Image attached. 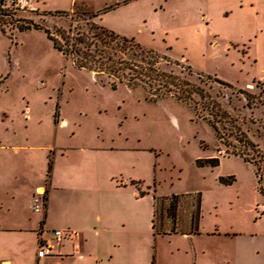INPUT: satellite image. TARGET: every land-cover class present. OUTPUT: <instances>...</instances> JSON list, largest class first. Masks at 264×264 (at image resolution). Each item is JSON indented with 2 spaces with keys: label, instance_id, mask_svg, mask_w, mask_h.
Wrapping results in <instances>:
<instances>
[{
  "label": "rangeland",
  "instance_id": "374dc122",
  "mask_svg": "<svg viewBox=\"0 0 264 264\" xmlns=\"http://www.w3.org/2000/svg\"><path fill=\"white\" fill-rule=\"evenodd\" d=\"M3 4L0 226L35 224L39 214L28 194L44 152L51 158L57 148L64 155L53 160L50 172L57 169L46 215L51 223L81 224L88 201L99 194L108 201L130 197L115 191L128 180L142 193L131 251L136 264H264V170L259 183L255 166L227 156L208 123L174 97L148 101L142 83L111 88L108 79L100 82L74 68L42 31L19 30L28 21L67 28L70 15L48 12L96 14L95 23L156 52L159 71L218 101L257 145L262 167L264 0H37L25 12L11 0ZM214 158L218 164L206 162ZM47 182L46 176L41 186L47 189ZM152 197L159 198L154 221L161 234L154 237L147 221ZM172 198L175 221L168 214ZM199 200L196 233L191 216ZM122 249L121 261L128 263L129 251ZM34 252L33 231L0 230L1 255L29 264Z\"/></svg>",
  "mask_w": 264,
  "mask_h": 264
},
{
  "label": "trees",
  "instance_id": "16d2710c",
  "mask_svg": "<svg viewBox=\"0 0 264 264\" xmlns=\"http://www.w3.org/2000/svg\"><path fill=\"white\" fill-rule=\"evenodd\" d=\"M3 3L4 0H0V6L5 8ZM48 14L70 15L67 28L55 26L53 29H49L28 21L26 25H21L19 30L34 29L42 31L53 48L69 60L74 68L91 72L100 82H103L104 78L108 79L111 88H115L118 83H125L127 86L142 83L148 87L151 94L145 98L148 101L156 102L166 97H174L177 101L184 103L197 117L208 123L215 138L226 147L225 154L252 163L255 166L258 182L262 181L264 165L259 167L258 162L261 159L255 160V156L259 155L257 145L240 129L236 124V120L221 107L218 101L181 77L159 71L154 66L153 61V59L159 57L156 52L145 49L133 38L120 36L95 23L92 19L97 16L96 14L84 11L78 12L74 9L69 12L55 11L53 13L48 12ZM195 96H198V99ZM246 99L249 103L247 95ZM206 162L216 165L218 159H209ZM51 169L52 160L49 157L46 170L48 179ZM229 182V180L224 181L226 184ZM262 191L263 189L260 188V192ZM174 199L170 200L168 207V214L173 221H175L177 205ZM158 200V197H154L155 209ZM200 207L201 202L199 200L197 211L191 216L192 229L196 233H198ZM154 220L152 228L154 234L158 235ZM41 223H43L42 220L40 225H42ZM175 231V228L172 227L169 233H175Z\"/></svg>",
  "mask_w": 264,
  "mask_h": 264
},
{
  "label": "crops",
  "instance_id": "0c3cea01",
  "mask_svg": "<svg viewBox=\"0 0 264 264\" xmlns=\"http://www.w3.org/2000/svg\"><path fill=\"white\" fill-rule=\"evenodd\" d=\"M56 149L53 151L54 155L52 153L51 156L52 163L57 157L61 158L59 156L64 155V152L57 153ZM47 154L48 149L44 152L42 162L38 168L37 182L28 194L29 206H31L32 195L35 189L41 186V183L46 177ZM56 173L57 169H54L52 174L50 173L51 175L47 182L46 207L42 215L39 214V218L36 219L34 225L31 227L13 224L4 227L0 226V230L2 229L11 233H20L27 229L33 231L35 233L36 247L37 233L40 228L45 231L52 229L69 231L70 234L60 241L52 240L51 236L45 233L44 238L53 245L55 254L52 257L37 258L36 252H34L29 264H136L131 259V251L133 250V237L137 238V232L135 230L141 218L136 206V202L141 197L139 191L130 187L128 180H121L120 184L116 185L115 191L120 193L126 190L130 197L111 199L108 201L104 193L99 194L95 199L88 201L90 211L81 224L75 225V223H66L62 220H54L51 223L46 219V215L47 207L49 208V201L50 203L52 201L50 200L53 194L51 185L54 183L55 178H57ZM154 211V198L152 197L151 213L147 216L152 237L161 235L154 234L152 228ZM41 220L43 222L42 225H40ZM122 248H127L129 251L127 252L130 260L128 263L121 261L120 253L123 250ZM17 259L15 256H4L0 254V264H17ZM147 259H149V252L147 253ZM144 264L148 263L145 262Z\"/></svg>",
  "mask_w": 264,
  "mask_h": 264
},
{
  "label": "built area",
  "instance_id": "2783aa9c",
  "mask_svg": "<svg viewBox=\"0 0 264 264\" xmlns=\"http://www.w3.org/2000/svg\"><path fill=\"white\" fill-rule=\"evenodd\" d=\"M33 1L37 0H11L14 7L19 11H32L35 8L33 7ZM47 203V189L46 186L37 187L32 195V211L42 215L45 210ZM48 233L52 240L60 241L61 239L68 236L69 231H64L60 229H52L45 231L42 228L39 229L37 233V247H36V257L37 258H47L52 257L55 253L53 251V245L44 238V234Z\"/></svg>",
  "mask_w": 264,
  "mask_h": 264
},
{
  "label": "bare ground",
  "instance_id": "6f19581e",
  "mask_svg": "<svg viewBox=\"0 0 264 264\" xmlns=\"http://www.w3.org/2000/svg\"><path fill=\"white\" fill-rule=\"evenodd\" d=\"M66 123L65 122H63V125H65Z\"/></svg>",
  "mask_w": 264,
  "mask_h": 264
}]
</instances>
